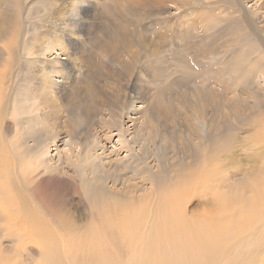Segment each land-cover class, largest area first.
Listing matches in <instances>:
<instances>
[{"label": "rangeland", "instance_id": "rangeland-1", "mask_svg": "<svg viewBox=\"0 0 264 264\" xmlns=\"http://www.w3.org/2000/svg\"><path fill=\"white\" fill-rule=\"evenodd\" d=\"M60 1L0 0V85H9L6 105L0 112V165L9 169L10 176L20 177L17 194L37 216L45 212L61 216L71 209L75 216L91 221L74 234L81 246L78 253L86 263L92 254L90 248H97L93 236L101 237V249H96L97 252L103 251L105 240V251L111 250L112 239L123 242L124 237L119 235L121 226L113 227V238L109 225L117 223V216H123L128 205L125 198H113L106 191L97 190L100 185L96 187L97 181L88 182L89 187L84 185L83 181L90 179L92 173L88 170L81 178L79 166L100 159L105 165H124L121 159L125 156L129 160V153L132 157L141 156L146 163L140 159L143 165L137 163L138 174L134 172L129 183L136 182L133 184L139 188L134 193L139 201L134 205L139 202L137 206L142 214L151 219L148 225L156 224L146 232V223H141L142 237L132 250L137 257L144 256V241L155 228L165 221L178 223L182 214L177 213L182 210L183 219L190 223L201 217L205 224L212 219L219 226L225 241L220 260L264 264V47L256 39H248L250 34H244L239 24L231 22L227 35L218 30L220 25L213 31L203 28V22L218 24L231 17L229 13L220 14L222 8L217 9L214 1L164 0L162 8L168 14L164 16L171 20L167 23L159 20L157 10L129 8L124 0H71L75 16L80 13V4L94 3L97 9L88 14L91 26L88 39L79 24L71 27L84 66L78 70L76 85L65 91L71 95V103L65 106L60 97L65 84L62 76L51 72L41 82L40 79L34 82L40 75L34 73V67L41 62L25 63L26 57H38L57 64L66 61L65 53L73 55L66 42L53 39L45 27L46 12L55 11ZM223 2L220 0L221 5ZM253 3L254 0L246 5L250 7ZM147 23L149 30L142 32L140 25ZM242 36H247L249 41ZM232 38L234 44L227 47L225 43L230 41H226ZM146 39L153 46L145 45ZM11 45H15V54ZM4 47L8 48V54ZM40 47L46 49L42 51ZM130 83H139L145 89L146 93L142 90L145 100H134L136 110L145 113V117L126 113L119 119L118 129L112 131L99 122L89 126L85 116L94 115L97 86H104L109 96L115 97L117 93L127 94ZM129 103L131 100L126 101L124 111L130 109ZM133 116L138 117L135 125L130 120ZM70 129L88 131V147L75 134L69 136ZM37 131L35 139L20 140ZM135 134L139 139L144 136L145 140L135 144ZM87 155L88 161L83 162ZM144 164L151 174H147ZM112 175L110 172L107 180L113 179ZM128 175L131 171H127L125 176ZM146 176L149 180L151 177L150 182ZM6 187L11 192L7 184ZM231 198L240 200L241 204L233 208L228 204ZM158 200L163 202V207L158 206ZM243 202L254 211L255 217L239 221L244 224L243 231L233 230L232 238L227 239L229 230L236 227ZM1 213L2 217L7 215ZM160 213L167 217H160ZM36 224L40 227L38 221ZM5 225L0 221V264H26L35 252H40L38 239L15 237L5 230ZM168 232L170 236L159 243V249H182L188 242L195 248L197 242L189 241L183 231L184 237L171 229ZM188 235L191 237L193 233ZM34 260L40 262L37 257Z\"/></svg>", "mask_w": 264, "mask_h": 264}, {"label": "bare ground", "instance_id": "bare-ground-1", "mask_svg": "<svg viewBox=\"0 0 264 264\" xmlns=\"http://www.w3.org/2000/svg\"><path fill=\"white\" fill-rule=\"evenodd\" d=\"M124 1L126 3V7L131 6L132 8L142 7L145 9L146 8L147 9H155L158 12L157 16H160L159 20H161L163 22H167V23H169L168 21H171L167 17L164 16V15H168V14H165V9L162 8L164 0H132L131 2L129 0H124ZM213 1H214V5H217V9L222 8V10H220V14L229 13L230 14L229 16H231V17L228 16L229 19L225 18V19L221 20V22L219 21L218 24H214L213 22L210 21L207 23V25H204V22H203V28H206L208 31H211V30L213 31V30H215V28H217L220 25L221 29H218V30L221 31L222 33H224V35H227L228 34L227 28L230 24H232V23L239 24L244 29V31H243L244 34L248 33L251 36V38H248L247 36H242L244 38L246 37V41H249V40H247V38L248 39L254 38V39H256L255 41L260 46L264 47V0H254L253 5L250 7L247 6L246 3L247 2L249 3L252 0H245L246 2L244 0H232L231 2H226V0H221V1H225L222 3V5L220 4V0H218V1L207 0L206 3H213ZM203 3H201V4H203ZM84 4H86V3H84ZM78 7L80 10V13L78 16H75L73 13L74 12V3H72L71 0H62L57 5V8L55 11L51 10V11L46 12L47 21H46L45 27L48 28V31L50 32L51 37L53 39H55V38L60 39L62 43L66 42L67 47H69L70 49L73 50V55H69L68 53H65L67 55V57L63 58V59H65L66 61L65 62H58L57 64L47 63L45 61L39 60L38 57H36V58L31 57V59H28L26 57V59H25L26 64L31 63V60H36V61L41 62L39 65L34 67V73L36 75L40 74L39 76H37V78L35 79L34 82L38 83L39 79L41 82L51 72L59 73L62 76V78L65 81V84L63 85V87L61 89L60 97H61L62 104L65 106H68L71 103V95L70 94L66 95L65 91L67 90V92H68L69 88L71 89V87L76 85V83L79 81L78 70L84 66L82 56L79 55L78 52L76 51V47H75V45H76L75 39L76 38H74V36H73V34L75 32L74 31L72 32L71 27L77 26V24H79L83 36L88 39L89 38L88 36L90 35V29H89L90 21H88L89 20L88 14H90L93 10L97 9V5L94 3H88L86 5L80 4V5H78ZM210 8H211V6H210ZM235 13H237V14L235 15ZM220 14H219V16H220ZM138 16H141V15L138 14ZM147 16H145V17H147ZM77 17H80V18L76 22ZM150 17L151 16H149L148 18H150ZM49 18H50V20H49ZM214 18L215 17H213V19ZM210 20H211V18H210ZM233 27H232V29H233ZM140 30L142 32L148 31L149 30V23L141 24ZM244 38L243 39L241 38V39L245 40ZM234 40H235L234 38L229 39L226 42H229V41L230 42L225 43V45L227 47H229L230 45L234 44ZM162 41H164V40H162ZM183 41H185V40H183ZM239 41H241V40L239 39ZM144 42H145V45H147L149 47L153 46V45H151V46L149 45L150 43H148L147 39ZM243 44H245V43H241V45H243ZM63 47L66 48V46H63ZM237 47H238V45H237ZM263 47H262V49H263ZM10 48H11L12 54H15L16 53L15 45H11ZM3 49L8 54V48L4 47ZM40 49L42 51H44L46 48L43 49L40 47ZM231 51H232V49H231ZM240 55H241V53H240ZM242 56H243V54H242ZM146 58L150 62L151 55L146 56ZM239 59H240V57H239ZM249 61H251V60H249ZM164 62H166V61H163V63ZM246 64H248V63H246ZM251 66H249V67L252 69L253 68L255 69V67H256V66H254V67H251ZM245 67H247V66H245ZM250 68H248V69H250ZM252 72H253V70H252ZM245 73L247 74V72H245ZM258 74H259V71H258ZM111 77H113V76H111ZM115 82H117V80H115ZM138 84L139 83H130V85L127 87V90H126L127 94L124 92V90L126 89V88H124L123 91L122 90L121 91L124 92L125 94L118 96L117 95L118 93L117 94L115 93L116 94V95L114 94L115 97L109 96L108 92L104 89V86H97V90L95 92L96 94L94 96L95 97V101H94L95 104L94 105H96L95 106L96 109H95V111H93L94 115L87 114L85 116L87 123L90 124L89 126H92V124L94 122H99L104 127L109 128V131H112L111 129H113V130L118 129V127H119V126L117 127L118 121L126 113L131 112V114H137V116L142 115L143 117H145V113L143 114L142 111L136 110L137 106H135L136 99L137 100L141 99V101L145 100V96H144V94H142V90L144 91V93H146L144 87H141V86H139L140 84L139 85ZM8 87H9L8 84H5V86L0 85V112L4 109V107L6 105L5 98L9 94V88ZM110 94H111V92H110ZM119 94H121V92ZM127 99L131 100V103H129L130 109L124 111V108L126 107V101L128 102ZM55 112H58V110H55ZM137 116H133L130 118V120H133L134 125L136 124V119L138 118ZM35 117H36V120H35V122H36L38 120L36 114H35ZM145 123H146V127H147L146 120H145ZM86 130H88V128ZM80 132L81 131L77 132V130H75V129H70L68 135L73 136V134H75V137L79 141H81L82 144L86 147L88 145V140H87L88 131L82 130V132L81 133ZM107 132H108V130H107ZM38 134H39V131H37L34 135H28V136L20 137L21 138L20 140L26 141L28 138L35 139L36 136H38ZM133 139L135 140L134 141L135 144H139L142 140H145L144 136L142 139H139L138 135H136V134L133 136ZM120 149H121V147H120ZM128 155L131 156V158H129V160H126V158H124L125 156L123 157V159H121V161L124 163V165H119V164H114V163H112L110 165H105L101 159L97 162H94V163L91 162L89 165V162H87L89 155H87L86 157H84L85 160H82L83 162L84 161L87 162V165L83 164V166H79V167H81V168H79L80 170L78 169V171H80L79 175H81L80 176L81 178H83V176H82L83 173L84 174L89 173V172H87L88 170H90V174L92 173L91 174L92 177L90 179L88 178V179H86L87 181L86 180L83 181L84 185H88V182L90 184H92V182L97 181L96 187L100 184L96 188L97 190H100V192H103V193L107 192L106 194L113 197V198H117V199H120V197L125 198L127 205H128L127 207H125V214L123 216L118 217L119 216L118 215L117 219H116V217H114L116 219L115 222H117V223L113 222L109 225L111 227L110 232H111L113 238H114V228L113 227L121 226V231H120L119 235L124 237L123 242H119L117 239L114 238L111 241V250L109 249L110 251H108L106 249V251H105V243H106V240H105V243L102 245L103 251L100 250L97 252L96 249H101V246H100L101 237L99 234H97L96 236H93V239L96 241L97 248H95V247L90 248V251L92 254H90L87 257L86 263H84L82 261V257L78 253V250L79 251L81 250V246L77 243L74 234L77 230L83 229L87 224L91 223V221H88V220L84 221L83 220L84 218L77 217L78 215L75 216L73 214V212L70 211L71 209L65 210V213H63V215H61V216H59L58 214L54 215L53 213H49V212H45L44 215L40 214V216H37L35 214L34 210H30V207H28L26 201L22 200L20 193L17 194V192H18L17 186L19 184L18 179L20 177L18 178L16 176H14L15 174L13 176H10L8 173L9 169L0 165V179L4 178V180L6 181V184L8 185V188L11 189V192H10L6 187V184L4 183L5 181L4 182L0 181V221L6 224L5 230H9L8 232L14 233L15 237L31 236V238H33L34 240H35V238L38 239L36 241L38 243H40V252H37V253L35 252V254H33L31 256L29 262H26V264H62V261L64 263H66V261H67V264H215V262H216V264H237L235 261H232V260L229 262H226L224 259L220 260V258L222 256V252H223L222 251L223 247L225 246V241L222 240V235L220 233L219 226L212 223L211 222L212 219L211 220L208 219V222L205 224L203 219L201 217H199L198 220L196 219L197 220L196 223H195V221H192V223H190V222L183 219L184 215L182 213V210L181 211L178 210L177 207L175 209L178 210V213L175 212V214L177 213V215H181V214L183 215V216L181 215L178 223H174V221H173V223L171 222L172 224H168V222L165 221L163 224L156 227L155 230L152 232L151 236L144 241V250L142 253V254H144V256L137 257L133 253L132 250L135 248L134 244L138 241V239H140L142 237V234H141L142 233V230H141L142 224L141 223L142 222L146 223L145 229H144V231H146V232L153 229V227L155 226L156 223L152 222L150 225H148V223L151 222V219L147 218V216L145 217L142 214L140 208L137 206L139 204V202L136 205H134L135 201H139V199L134 194L139 190V188L133 184L136 182H133V183L130 182L129 183V181H130L129 178L132 179L133 173L139 170V167L137 168V166H139L137 163L140 164L139 161H141L142 159H141V156L140 157H138V156L132 157V154H130V153ZM142 162H143V160H142ZM143 163H146V161ZM116 165L121 167V169H117ZM131 165H133V166H131ZM140 165H143V164H140ZM144 166H145L144 168L148 171L145 164H144ZM88 167H89V169H87ZM115 170L118 172V173H116V175H114ZM146 170H145V172H146ZM127 171L128 172L131 171V175L130 176L128 175V178L125 176L127 174ZM143 171H144V169H143ZM149 171H150V169H149ZM149 171L147 173L148 175L150 173ZM13 172H15V171H13ZM110 172L113 173L114 177H113V179L107 180L109 178ZM136 174H138V173L136 172ZM142 177H144V176H142ZM147 177L148 176H146L145 179ZM30 178H31V176H30ZM149 178L151 180V177H149ZM147 180H149V179L147 178ZM150 180H149V182H150ZM21 181L23 183V180H21ZM21 181H20V183H21ZM123 181H126L127 183H124ZM142 181H143V179H142ZM138 183H139V181H138ZM123 184H124V186H123ZM93 185H95V184H93ZM107 185H108V187H107ZM117 186H123V188L118 189ZM88 187H89V185H88ZM101 188H104V189H101ZM14 189H16V190H14ZM86 194H88V193H86ZM100 198H103V196H101ZM88 201H90V198L88 199ZM92 201H95V200H92ZM165 202L166 201H164V203ZM157 203H158V206L163 204V202H160V200H158ZM157 203H155V204H157ZM228 204L232 205V207L234 208V207H237L238 205H240L241 201L236 200L234 198H231L228 200ZM141 205L143 206V204H141ZM161 206L163 207V205H161ZM43 209L44 208H42V206L40 205V211H43ZM160 209L161 208H159L158 210H160ZM1 211L4 213H7V215L2 217ZM105 212H106V210H105ZM102 213H104V212H102ZM117 213H115V214L117 215ZM122 213H123V211H122ZM219 214H221V212ZM219 214H218V216H219ZM155 215H156V213H155ZM161 215H162V213H160V217H161ZM100 216H101V214H100ZM162 216L167 217L164 215H162ZM245 217L252 220L253 217H255V214H254L253 210L250 211L248 209V204L243 202L242 203V209L240 210V215H239V219H238V222L236 224V227L231 228L229 230V233L226 235L227 239L232 238V231L233 230H236L237 232L243 231L244 224L239 223V221L243 220ZM189 218H191V216ZM35 221L36 222L38 221L40 223V225H39L40 227L37 226ZM97 222H99V221H97ZM64 224H67L68 226L65 228L62 227ZM27 226L29 228H27ZM46 229H49V230L47 231ZM50 229H52V230H50ZM168 229L175 231V233H177V234H182V231H183L184 235L187 238H189V241L192 242V239H193L195 242H197L195 248H193L191 245H189V242H188V245L186 244L187 246L183 247L182 249H177L176 247H174L172 249L170 247H167L165 249L161 247L162 249H159V243L164 242L165 238L170 236ZM1 231H2V229H1ZM116 232H117V230H116ZM188 232L193 233V236L189 237ZM212 232H214L215 235H213ZM100 233H102V232H100ZM119 235H117V236H119ZM157 236H159V237H157ZM182 236H183V234L180 235V237H182ZM236 236H235V238H236ZM15 237H13V240ZM11 239H12V236H11ZM14 241H16V240H14ZM186 242H187V240H186ZM126 249L129 251H127V253L124 254L123 252L126 251ZM35 257L40 259V262L36 263V261L34 260ZM119 257H121V258H119Z\"/></svg>", "mask_w": 264, "mask_h": 264}]
</instances>
